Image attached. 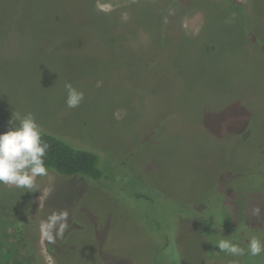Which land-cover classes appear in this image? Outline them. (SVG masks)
Wrapping results in <instances>:
<instances>
[{
	"label": "rangeland",
	"instance_id": "374dc122",
	"mask_svg": "<svg viewBox=\"0 0 264 264\" xmlns=\"http://www.w3.org/2000/svg\"><path fill=\"white\" fill-rule=\"evenodd\" d=\"M170 1L0 0V123L31 112L130 176L0 184V264H264L216 246L260 204L234 172L264 146V0H240V16L221 0ZM66 84L84 94L76 108ZM221 200L225 226L178 214Z\"/></svg>",
	"mask_w": 264,
	"mask_h": 264
},
{
	"label": "trees",
	"instance_id": "16d2710c",
	"mask_svg": "<svg viewBox=\"0 0 264 264\" xmlns=\"http://www.w3.org/2000/svg\"><path fill=\"white\" fill-rule=\"evenodd\" d=\"M176 2L177 1L172 0L169 2V5H174ZM221 2L224 10L226 11H234L239 16L243 15L245 12L246 7L240 0H221ZM16 3L19 6L20 4H25L26 0H16ZM94 3L95 0H88V5L91 6L92 9H95ZM97 15H99L97 17L99 22L102 23L104 21V16L101 14ZM52 16L56 19L59 18L58 14L56 13ZM7 127V124L0 123V132L6 131ZM41 130L43 140H45L49 145L46 157V165L49 170L60 175L77 176L95 182L104 178H109L110 175L108 170L111 169L108 168L107 160L105 159L106 161H104V153L102 151L93 149L86 145L76 144L73 140L46 128L41 127ZM257 147L258 148H255L254 150L253 164H251V166L243 167L241 170H236L234 172V180L244 178L250 181L251 186L247 185L246 188L254 189V192L252 193L255 194V197L258 198L260 202L258 206L251 208L253 210L259 208V216L255 215V213L252 215L249 209H245L242 211L243 213L239 220L234 222V225L231 224L234 227H230L228 225L225 226L226 224L223 221L222 200V202H220L222 204L221 208L217 205H209L205 211H202L198 210L197 207L190 205L185 207L183 210L181 209L178 213L180 216H185L186 214L192 215L199 220L201 226L203 225L205 227H209L222 223L221 225H224L225 228H234V242H238L241 247L245 248L244 256H249L247 253V241L250 237L255 236L260 239L262 243H264V146L260 144ZM112 172V176H110L112 181H120L125 178L128 180L130 179V176H127L124 172V168H122L121 173L114 171ZM144 185L147 186L146 184ZM219 185L223 188V190L225 189V191L229 193V185L225 183L220 184V182L213 184L210 190L218 191L220 189ZM242 185V182H240L238 185H234V196L239 194L241 195L243 192V187L245 186ZM128 186L130 187L128 188L127 192H130L128 194L132 200H138V202L140 200H147L152 202L154 196L153 188L150 191L146 190L145 186H137L134 184ZM156 191L157 192H155V194L157 193V195H160V192L158 190ZM204 191L206 192L208 190ZM219 198L224 199V194L222 193ZM216 216L218 218H216ZM157 222L156 224L158 226L161 225V222ZM251 231H253V233ZM179 263L183 264L182 262Z\"/></svg>",
	"mask_w": 264,
	"mask_h": 264
},
{
	"label": "clouds",
	"instance_id": "9594fccd",
	"mask_svg": "<svg viewBox=\"0 0 264 264\" xmlns=\"http://www.w3.org/2000/svg\"><path fill=\"white\" fill-rule=\"evenodd\" d=\"M65 87L67 107H78L84 98L83 92L71 84ZM7 125V130L0 132V184L34 191L37 189V178L49 174L46 165L49 145L43 140L41 127L31 112L13 111ZM254 213L259 216L260 209L256 208ZM216 246L219 251L231 256H242L245 253V248L229 239L219 240ZM247 253L251 257L264 254V243L255 236L250 237Z\"/></svg>",
	"mask_w": 264,
	"mask_h": 264
}]
</instances>
